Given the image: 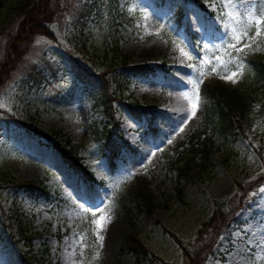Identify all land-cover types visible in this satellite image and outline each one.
Instances as JSON below:
<instances>
[{
	"label": "rangeland",
	"instance_id": "374dc122",
	"mask_svg": "<svg viewBox=\"0 0 264 264\" xmlns=\"http://www.w3.org/2000/svg\"><path fill=\"white\" fill-rule=\"evenodd\" d=\"M24 2L1 0L0 49ZM43 5L46 31L28 35V51L0 83V264H134L129 252H117L127 233L148 251L141 264H183L180 245L192 250L200 223L216 206L226 209L237 182L264 170V100L252 101L248 124L233 136L212 130L204 116L212 100L206 85H234L263 50L264 23L255 21H264V0ZM124 59L152 71L129 72ZM76 66L97 83L77 79ZM101 95L112 97L107 110ZM106 111L127 141L112 160ZM55 131L76 145L91 178L61 157ZM201 139L210 143L207 160L196 149ZM32 180L45 193L24 185ZM14 208L27 238L16 231ZM234 215L202 264H264V184L246 191ZM100 216L111 217L102 239L94 223Z\"/></svg>",
	"mask_w": 264,
	"mask_h": 264
},
{
	"label": "trees",
	"instance_id": "16d2710c",
	"mask_svg": "<svg viewBox=\"0 0 264 264\" xmlns=\"http://www.w3.org/2000/svg\"><path fill=\"white\" fill-rule=\"evenodd\" d=\"M21 18L15 28L14 33L7 34L5 43L0 49V83L6 79L14 69L18 58L29 49L28 35L46 31L44 25L45 20L49 19V15L45 14L43 0H24ZM1 3V0H0ZM82 7V6H81ZM89 9L85 6L86 13ZM14 35L13 40L9 43V39ZM11 36V37H10ZM124 68L132 73L146 75L152 71V67L147 64H127L126 59L123 60ZM73 75L87 83H97L95 75L90 73L83 67H72ZM27 79H34L27 69ZM24 75V74H23ZM206 94L212 98L204 112V116L209 118L207 122L211 124V129L218 132L222 136L235 135L243 130V127L248 124V110L252 101L264 100V48L261 52L253 54L248 58V68L241 79L232 86L221 84L206 85ZM103 97L102 95L99 98ZM209 97V96H208ZM112 100L107 95V100L101 98L104 110L111 107L109 101ZM129 110L135 111L134 108L128 107ZM108 116V128L106 131L107 140L105 141L106 156L109 160L116 157L119 149L127 145V141L121 138V135L116 131V121L112 117L111 111H106ZM60 134L59 131H55ZM114 134V137H112ZM196 133H191L189 139L195 136ZM54 142L53 146L59 151L61 157L75 170L83 174V177L91 178L87 170L83 168L80 158L72 149L76 145L71 143L67 136L60 134ZM207 137V136H206ZM61 142V143H60ZM65 145H68L65 148ZM210 143H206L201 139V146L196 148L203 160H207ZM238 190L226 200V209L220 205L216 206L211 214L200 223L196 229L194 248L189 250L185 244H181L184 250L186 261L183 264H202L206 254L211 249L212 243L217 239V235L223 233L226 227L235 222V212L239 206L244 203V194L246 191H255L257 187L264 184V170L250 179L245 184L237 182ZM19 186L20 184H15ZM30 189L34 188L38 193H45L44 185L40 181H28L24 184ZM179 190V189H178ZM127 209V208H126ZM125 209V210H126ZM126 219L130 222L131 218L125 211ZM12 220L20 237L25 235V221L22 212L18 208H14ZM129 252L133 258L134 264H141L146 259L148 251L140 243V240L133 233H127L118 247L117 252ZM22 253H24L22 251ZM25 258L31 262L29 253H24Z\"/></svg>",
	"mask_w": 264,
	"mask_h": 264
},
{
	"label": "snow or ice",
	"instance_id": "6c2138e0",
	"mask_svg": "<svg viewBox=\"0 0 264 264\" xmlns=\"http://www.w3.org/2000/svg\"><path fill=\"white\" fill-rule=\"evenodd\" d=\"M255 23H256L257 25H259V24H261V23H264V21L257 20V21H255ZM226 35H227V33H226ZM255 36H256V37L260 36V31H257V32L255 33ZM254 38H255V37H253V39H254ZM239 39H240V38L238 37V38H237V42H239ZM231 47H233V49H234L235 51H243V49L235 48L234 45H232ZM245 47H251V45L246 44ZM233 75H235V74H233ZM233 83H235V80H233ZM192 114H193V115L195 114V106L193 107V112H192ZM110 219H111L110 216H100V218H99L98 220H95V221H94V223H95L96 226H97V235H98V237H99V232L103 229V227L107 224V222L110 221ZM99 238L102 239V237H99Z\"/></svg>",
	"mask_w": 264,
	"mask_h": 264
},
{
	"label": "bare ground",
	"instance_id": "6f19581e",
	"mask_svg": "<svg viewBox=\"0 0 264 264\" xmlns=\"http://www.w3.org/2000/svg\"><path fill=\"white\" fill-rule=\"evenodd\" d=\"M176 103L179 105L180 101L175 97Z\"/></svg>",
	"mask_w": 264,
	"mask_h": 264
}]
</instances>
